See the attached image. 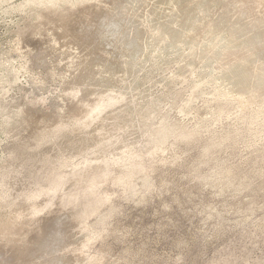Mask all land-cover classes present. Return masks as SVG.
Masks as SVG:
<instances>
[{"label": "rangeland", "instance_id": "1", "mask_svg": "<svg viewBox=\"0 0 264 264\" xmlns=\"http://www.w3.org/2000/svg\"><path fill=\"white\" fill-rule=\"evenodd\" d=\"M255 2L0 0V264H264Z\"/></svg>", "mask_w": 264, "mask_h": 264}, {"label": "bare ground", "instance_id": "2", "mask_svg": "<svg viewBox=\"0 0 264 264\" xmlns=\"http://www.w3.org/2000/svg\"><path fill=\"white\" fill-rule=\"evenodd\" d=\"M255 1H256V2L258 1V2H257V3H258V10L261 9V8H262L261 6L264 5V0H255ZM256 2H255V3H256ZM244 5H246V4H244ZM255 5H256V4H255ZM247 6H248V5H247ZM259 6H260V7H259ZM254 7H257V5L254 6ZM263 7H264V6H263ZM243 9H244V8H243ZM258 12H259V11H258ZM261 12H263V8H262ZM263 17H264V16H263ZM263 19H264V18H263ZM257 21H260L261 23L264 22V20H262V21H261V20H257ZM257 21H256V23H257ZM251 22H253V21H251ZM251 22H250V23H251ZM260 22H259V24H260ZM257 24H258V23H257ZM251 25H252V23H251ZM253 26L256 27V25H253ZM261 26H262V28H264L262 24H261ZM254 27H253V28H254ZM251 28H252V27H251ZM258 28H259V27H258ZM258 28H256V31H257ZM262 28H260V29H262ZM252 30H254V29H252ZM258 30H259V29H258ZM262 30H263V29H262ZM247 32H248V29H247ZM244 33H245V32H244ZM254 33H256V32H254ZM254 33H253V35H254ZM258 33H259V32H258ZM261 33H262V32H261ZM263 33H264V32H263ZM245 34H246V33H245ZM248 34H249V32H248ZM251 34H252V32H251ZM240 35H241V33H240ZM263 35H264V34H263ZM263 35H262V36H263ZM246 36H248V35H246ZM246 36H245L244 39L249 38V37H246ZM251 36H252V35H250V37H251ZM256 36H257V35H255V37H256ZM259 37H260V36H259ZM173 38H174V37H173ZM262 38H264V37H262ZM262 38H260V39H262ZM257 39H258V38H257ZM254 40H255V38H254ZM245 41H247V40H245ZM245 41H244V42H245ZM249 41H250V40H249ZM251 41H252V40H251ZM259 42H260V41H259ZM246 43H248V42H246ZM251 43H252V42H251ZM253 43H254V42H253ZM249 44H250V42H249ZM260 44L263 45V44H262V41L260 42ZM242 45H243V44H242ZM253 45H255V44H253ZM253 45H252V47H253ZM261 45H259V46H261ZM234 46H235V45H234ZM239 46H240V45H239ZM232 47H233V45H232ZM242 47H245V45L242 46ZM256 47H258V46H256ZM256 47L253 48V49L258 50ZM240 48H241V47H240ZM245 48H246V47H245ZM249 48H251V47H249ZM259 48H260V47H259ZM261 48H262V47H261ZM233 49H236V48H233ZM237 49H238V48H237ZM237 49H236V50H237ZM240 50H241V49H240ZM242 50H244V48H242ZM242 50H241V51H242ZM263 50H264V49H263ZM231 51H232V49H231ZM231 51H230V53H229L228 50H227V52L232 56V53H233V52L231 53ZM241 51H239V52H241ZM247 51H248V50H247ZM251 51H252V50H251ZM253 51H254V50H253ZM253 51H252V52H253ZM259 51H260V49H259ZM227 52H225V54H226ZM239 52H238V53H239ZM243 52H244V51H243ZM245 52H246V51H245ZM248 52H250V51H248ZM217 53H218V52H217ZM217 53H216V54H217ZM228 53H227V54H228ZM236 53H237V51H236ZM246 53H247V52H246ZM253 53H254V52H253ZM260 53H263V52H260ZM216 54H215V55H216ZM220 54H223V53H220ZM225 54H224V55H225ZM227 54H226V55H227ZM234 54H235V53H233V56H236V55H234ZM239 54H240V53H239ZM242 54H243V53H242ZM247 54H248V53H247ZM250 54H251V53H249L248 55H250ZM256 54H257V53H256ZM213 55H214V54H213ZM218 55H219V54H217V56H215V58H214V57H212V58L216 59V58L218 57V59H219V56H218ZM226 55H225V56H226ZM245 55H246V54H243V56H245ZM252 55H253V54H252ZM252 55H251V56H252ZM257 55H258V54H257ZM225 56H223V57H221V58H224ZM231 56H230V57H231ZM233 56H232L231 58H233ZM241 56H242V55H241ZM259 56L262 57L261 54H259ZM227 57H228V55H227ZM227 57H226V58H227ZM238 57H239V56H238ZM254 57H255V55L252 56V58H254ZM263 57H264V56H263ZM235 58H237V57H235ZM239 58H241V57H239ZM237 59H238V58H237ZM254 59H255V58H254ZM254 59H252V60H254ZM216 60H217V59H216ZM220 60H221V59H220ZM225 60H226V59H224V61H225ZM228 60H230V59H228ZM234 60H235V59H234ZM259 60H260V59H259ZM224 61L222 62L223 65H224V63H225ZM226 61H227V60H226ZM230 61H233V59H231ZM230 61H228L229 63L227 62V64L225 63V66L228 65V64L230 65V64H231ZM250 61H251V60H250ZM250 61H248V58H247V55H246V57H242L241 59L235 60V61H233V62H240L239 65L236 63V64L238 65V67H239L240 65H241V66H243V65H245V64L248 65L249 63L247 64V62H250ZM251 62H252V61H251ZM251 62H250V64H251ZM261 62H262V60H261ZM261 62H259V63L261 64ZM253 63H254V62H253ZM263 63H264V62H262V66L260 65V66H259L260 68H258V69H257L256 67H254V68L257 69V70H255V72L253 73V75H250L249 78L247 77L246 74H242V75L239 76V74L237 73V74H238V77H239L240 80H241V82H243L242 84L244 85V87H241L242 89L239 90V91H243V93L245 94V96H244L243 98L246 97V93H247V97H246V98H247V102H249V103H254V102H255L254 104H257V103H258V104H259V103L262 104V103H264V93H263V91H264V90H263V89H264V65H263ZM254 64H255V63H254ZM223 65H222V66H223ZM234 65H235V64H233V65L231 64V66H234ZM237 65H236V66H237ZM251 65H252V64H251ZM257 65H258V63H257ZM252 66H253V65H252ZM255 66H256V65H255ZM243 67H244V66H243ZM243 67H242V68H243ZM246 67H247V66H246ZM246 67H244V68H246ZM248 67H249V65H248ZM250 67H251V66H250ZM220 68H221V67H220ZM226 68H228V67H226ZM235 68H236V71L240 70V68H239V69H237V67H235ZM242 68H241V69H242ZM254 68H253L252 70H254ZM232 69H233V68H232ZM232 69H231V70H232ZM221 70H223V69H221ZM224 70H225V69H224ZM224 70H223V73L226 71V70H225V71H224ZM231 70H230V71H231ZM242 70H243V71H242ZM242 70H241V71L244 73V71H245L246 69H242ZM250 70H251V69H250ZM228 71H229V68H228ZM232 71H234V70H232ZM247 71H249V70H247ZM247 71H246V72H247ZM226 72H227V71H226ZM226 72H225V73H226ZM242 72H241V73H242ZM249 72H250V71H249ZM235 73H236V72H235ZM229 74H231V73H229ZM229 74H228V75H229ZM248 74H250V73H248ZM224 75H225V74H224ZM228 75H227V77H228ZM232 75H233V73H232ZM232 75H231V76H232ZM229 76H230V75H229ZM224 77H225V76H224ZM224 77H223V78H224ZM227 77H226V79H227ZM233 77H234V76H233ZM221 78H222V76H221ZM230 79H232V78H230ZM234 79L236 80V79H238V78H234ZM234 79H233V80H234ZM221 80H222V79H221ZM223 80H225V79H223ZM223 80H222V81H223ZM233 80H232V81H233ZM238 80H239V79H238ZM238 80H236V82H237ZM226 81H227V80H226ZM224 82H225V81H224ZM229 82H230V81H229ZM233 83H234V82H233ZM238 83L240 84V82H238ZM230 84H231V83H230ZM235 84H236V83H235ZM235 84H234V85H235ZM228 85H229V83H228ZM240 85H241V84H240ZM231 88H232V87H231ZM231 88H230V89H231ZM236 88H237V87H236ZM238 88H240V86H238ZM238 88L235 89V90H238ZM243 89H244V90H243ZM232 90H233V89H232ZM229 91H230V90H229ZM244 91H245V92H244ZM231 92H233V91H231ZM231 92H229V93H231ZM234 92L236 93V91H234ZM234 92H233V93H234ZM241 93H242V92H241ZM241 93H240V94H241ZM237 94L239 95V93H237ZM228 95L231 96L232 94H228ZM238 95H235V96H238ZM241 97H242V96H241ZM259 97H261V99H260ZM239 98H240V96H239ZM235 99H236V98H235ZM240 99H241V98H240ZM236 100H237V99H236ZM254 100H255V101H254ZM256 102H257V103H256ZM246 104H247V103H246ZM254 104H253V105H254ZM258 104H257L256 106H260V105H258ZM248 105H249V104H248ZM250 105H251V104H250ZM183 136H184V137H187V136H189V134H184ZM19 220H20V219H19ZM5 227H6V226H5ZM8 227H9V226H8ZM8 227H7V228H8ZM2 228H3V227H2ZM9 228H10V227H9ZM0 230H1V228H0ZM8 232H9V230H8Z\"/></svg>", "mask_w": 264, "mask_h": 264}]
</instances>
